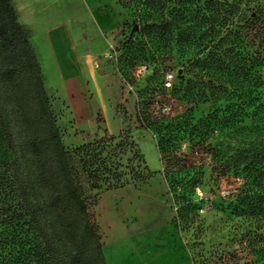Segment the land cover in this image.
Returning <instances> with one entry per match:
<instances>
[{
    "label": "trees",
    "instance_id": "trees-1",
    "mask_svg": "<svg viewBox=\"0 0 264 264\" xmlns=\"http://www.w3.org/2000/svg\"><path fill=\"white\" fill-rule=\"evenodd\" d=\"M168 2L174 6L170 19L142 27L198 35V45L210 49L202 61L205 74L213 69L222 78L217 85L210 79L208 93L187 100L227 105L196 123L192 110L172 120L137 121L155 132L160 173L179 191L186 222L196 216L189 196L203 172L186 160L183 143L206 145L217 176L242 179L228 194L227 209L246 227L252 253L264 256V0L153 1ZM153 3L142 4L151 10ZM194 3L199 7L187 15L184 6ZM146 63L134 60L131 67ZM56 107L63 110L59 102ZM0 258L2 264H106L30 33L11 0H0Z\"/></svg>",
    "mask_w": 264,
    "mask_h": 264
},
{
    "label": "rangeland",
    "instance_id": "rangeland-1",
    "mask_svg": "<svg viewBox=\"0 0 264 264\" xmlns=\"http://www.w3.org/2000/svg\"><path fill=\"white\" fill-rule=\"evenodd\" d=\"M144 1L116 0L125 16L121 55L116 52L117 46L110 50L112 59L116 53L113 60L121 84L117 109L123 125L118 132L104 131L91 138L90 132L71 131L64 111L56 107L57 93L47 88L106 264H264V256L252 253L247 244L246 227L227 209L229 193L241 188L242 179L217 176L206 145L195 147L191 142L182 145L186 160L200 166L203 172L200 184L189 196L196 208L191 222H186L178 209L179 191L170 189L160 173L155 132L137 121L138 116L150 124L155 122L154 118L172 120L192 110L196 123L227 103L223 99L207 103L200 99L197 104L187 100L190 94L208 93L207 82L212 79L217 85L221 74L213 69L205 74L202 61L210 49L198 45V35L192 38L188 32L169 33L149 25L142 27L146 21L151 24L153 20L170 19V10L174 8L173 3L161 7L153 3L156 0H147L153 3L149 10L142 4ZM184 7L187 15H194L199 5ZM70 11L59 0L46 1L40 8L41 28L62 21L70 16ZM17 15L20 22L18 12ZM33 46L45 70L46 86L57 85L47 47L38 43ZM134 60L147 62V74L133 77ZM103 62L102 57L99 64ZM167 72L174 75L170 89L163 87ZM110 96L114 108L108 111V118L113 128L118 122L115 109L118 95ZM98 118L100 121V115ZM214 135L220 136L217 130ZM10 248L18 250L16 246Z\"/></svg>",
    "mask_w": 264,
    "mask_h": 264
},
{
    "label": "crops",
    "instance_id": "crops-1",
    "mask_svg": "<svg viewBox=\"0 0 264 264\" xmlns=\"http://www.w3.org/2000/svg\"><path fill=\"white\" fill-rule=\"evenodd\" d=\"M11 1L30 33L45 84V70L33 45L47 47L57 85L46 87L57 93L70 130L90 132L91 138L104 131L118 132L123 125L117 109L121 84L110 50L119 43L125 16L116 0H59L71 10L70 16L46 28H41L40 8L48 0ZM102 57L105 62L100 65ZM110 94L118 95V122L113 128L108 118V111L114 108Z\"/></svg>",
    "mask_w": 264,
    "mask_h": 264
},
{
    "label": "built area",
    "instance_id": "built-area-1",
    "mask_svg": "<svg viewBox=\"0 0 264 264\" xmlns=\"http://www.w3.org/2000/svg\"><path fill=\"white\" fill-rule=\"evenodd\" d=\"M115 55L116 53H114L113 59H115ZM147 72H148V67L145 64L137 65L132 68V75L135 78H139L140 76L147 74ZM173 79H174L173 73L167 72L164 77L163 87L165 89H170L172 87ZM128 89L131 90L132 88L129 86Z\"/></svg>",
    "mask_w": 264,
    "mask_h": 264
}]
</instances>
